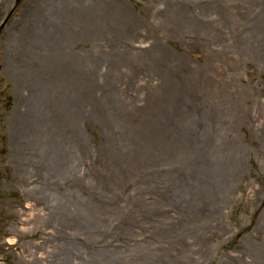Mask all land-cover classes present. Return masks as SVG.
<instances>
[{"label":"rangeland","instance_id":"obj_1","mask_svg":"<svg viewBox=\"0 0 264 264\" xmlns=\"http://www.w3.org/2000/svg\"><path fill=\"white\" fill-rule=\"evenodd\" d=\"M90 1L104 17L95 20L104 26L98 27L99 35L90 27L77 29L69 18L74 9L61 5L66 18L62 16V26L69 30L59 29L75 33L72 41L89 35L79 50L72 51L81 64L90 65L78 76L90 101L69 115L65 109L48 108L58 106L54 102L66 96V90L34 93L42 100L35 109L37 118L56 121L48 124V132L67 143L66 148L70 144L68 160L76 164L73 182L65 179L59 188L46 192L42 185L49 168L40 160L46 150L38 139L42 131L21 133L16 117L30 97L25 75L24 79L20 75L32 71L20 50L23 33L30 29L26 21L49 22L52 17L41 8L31 11L32 0H22L18 6L17 0H0V26L8 20L0 36V264H53L63 256L64 247H69V264H128L129 259L109 254L122 250L125 243L137 244L130 253L137 264L154 261L156 254L162 258L169 249L182 251L180 260L185 264H190L188 257L194 259L191 264H248L253 257L250 248L264 249V0ZM200 117L204 133L186 142L191 148L184 150L176 132L201 124ZM212 126L217 128L211 130ZM65 131L72 134L68 139ZM220 132L231 134L240 146L229 158L234 174L228 196L219 198L210 218L194 227V236L184 234L188 224H182L173 204L159 200L163 186L156 191L139 181L147 167L165 173L159 166L176 152L171 144L179 152L196 147L199 152L202 143L223 138ZM225 142L230 143L224 138L218 141ZM156 158L162 164L154 163ZM74 182L82 183L86 192L72 187ZM69 193L78 199L89 193L92 201L106 196L104 200L113 205L104 227L108 238L96 230L97 211L88 207L90 224L83 227L93 236L85 232L73 236L70 230L60 236L43 226L47 214L43 202L50 204L49 198L59 203ZM189 204L188 215L193 211ZM73 209L77 216L82 211ZM164 212L167 236L155 226L156 215ZM92 223L95 226L90 227ZM94 248L110 259L91 256Z\"/></svg>","mask_w":264,"mask_h":264},{"label":"bare ground","instance_id":"obj_2","mask_svg":"<svg viewBox=\"0 0 264 264\" xmlns=\"http://www.w3.org/2000/svg\"><path fill=\"white\" fill-rule=\"evenodd\" d=\"M32 2L35 4L31 11L35 9L38 11L40 8L43 12L44 10L45 12L49 11L51 13L50 16L52 19L49 22L46 19H40L37 21V18L34 21H26V23L29 24L30 29L29 32L26 31L23 33L25 37L21 39L20 50L22 58L31 62L32 71H21L20 75L23 74V79L25 75L24 81L28 91L30 92V97L28 100H26V108L24 110L20 109L21 111L17 115L16 120L21 125V133L23 132L32 134L34 131H42L40 132L41 135L38 137V139L43 142L42 147H44L46 150L42 156L43 158L40 160L44 161L47 168H49V177L46 178V183L45 185H42V189H45L47 192L53 188H59L61 181L65 179L70 178V180L72 179L71 182H73L74 177L71 171L75 172L76 164L73 162L72 158L68 160V158L71 157L70 152L68 151L70 150V144L68 148H66L67 143L65 145L63 140L58 142L59 137L57 136L56 140L54 135H52L50 131L48 132L47 128L50 126L48 124L52 123V125H54L56 121L51 119L48 122H44L40 118H37L35 109L38 105H42L40 104L42 100L36 96L38 94L34 93H41L42 90L44 93H46L47 90L57 87H60L62 90H66V96H63V98L59 101L57 100L58 102H54L59 107L48 105V108L50 111L57 108L65 109L69 115L73 110L79 111L78 107L80 106V103L87 104V102L90 101L88 96L84 94L81 85H79L80 80L78 78L79 73L82 69H85L88 63L87 61H84V64H81V62H83L82 59L78 60L76 56L78 54H74L72 51V49L77 48L79 50L80 47L85 44V40L89 37V35H85L84 37L81 36L79 39L76 38L72 41V37L75 33L70 35V32L68 33V31L59 32L60 28H66L69 30V28L66 26H62L63 22L61 18L62 16L65 18V12L62 13L61 6L64 8V10L74 9V13H69V18L71 15L73 21L75 20V27L77 29L80 27H90V29L94 30L97 35L100 34L98 27L103 28L104 26H98L95 24V20H102L104 17L102 16V11L100 8L97 7L94 2L91 3L90 1V3H88L87 0H32ZM98 5L100 6V2ZM100 7L102 8V5ZM57 9L60 10V15L57 13ZM55 13L58 14V18L56 19H54ZM41 14L43 13L41 12ZM100 15L102 17H99ZM95 26H97V28ZM31 28L34 31H32ZM64 44L67 45V48L64 47ZM87 55L84 57H87ZM23 79L21 80L23 81ZM198 109L199 114L202 113V109ZM200 122L201 124H196V126L191 128L189 131L178 130L176 132L181 146L184 144V150L191 148V145L185 144L186 142L204 133L206 126L202 122L201 117ZM215 128L217 127L212 126L211 130H215ZM195 132H197L196 135L194 134ZM65 133L67 139L72 135L69 131H65ZM222 136L224 139L230 141V143L225 142L226 144L221 145L218 143V141L223 140L222 137L220 139H216L215 143L213 138H211V141L208 140L207 142L202 143V149L199 152H196L197 147L186 153L183 152L184 150H180L179 152V148L171 144L173 146L172 152L173 149L176 152H174V154L171 153L169 158H165L164 161L162 160L165 163L164 165L159 163L160 161L157 158L155 161H153L154 163L162 164V166L159 167H165V173H160L158 167H155L154 169H148L147 167L145 170V177L141 178L139 181L140 185L147 187V189L153 188L156 191H161L159 190L158 186H163L160 187V189L164 191V196L159 200L161 203L167 201L173 204L171 207H173V209L176 211L174 212L181 217L182 224L184 222L188 224L185 225L183 229L184 234H193L194 236V233H196L194 231V227L199 228L205 220L210 218L212 212H214L216 208L219 207H216L219 198L222 199L223 197L225 198L228 196L229 185L232 183L231 176L234 174V172L231 171L232 166H228L229 158L234 157L238 153L240 146L235 143V138H232L231 134L228 136L222 134ZM72 140L73 139H71L69 142ZM75 140L77 142L79 141L78 139ZM215 144L217 148L215 147ZM48 160H50L49 163ZM147 162H152V160L148 159ZM57 174H64V177H52L56 176ZM149 174H152V176L149 177ZM120 185L124 184L121 183ZM72 187H76V189L80 188L83 193L86 192V188L82 185V183L74 182ZM122 187H125V185ZM95 193L97 194V192ZM170 193L177 197V201L172 200V195H170ZM98 196L99 200L96 199L92 201L89 197V193L87 198L82 194L79 199L74 196V194L69 193L67 198H63L59 203H56V201L53 203V201L51 202V200L48 198L50 204L48 202H43L42 204L43 207H45L43 209L44 212L47 213L43 214V221H45L43 226H49L54 231L55 235L62 236L64 234V230H70L72 231L73 236H75L78 232H85L86 236L90 237L92 232L86 231L83 227L90 224V221H88L86 215L87 212L85 210L86 207H88L97 211L96 215L98 216L93 220V223L96 226H99V228L96 230H100L101 236H103V233H105L107 237L104 227L108 222V219L111 220L110 217H112L113 214H111L110 209L113 207V205L108 200L107 202L104 200L106 196ZM199 197L200 200L197 202L196 200H198ZM180 198L181 201H179ZM201 200L202 202H200ZM95 202L99 203L100 205H96ZM187 203H190L189 205L193 207V211L190 214L191 217L188 215L189 210L191 209L186 207L188 205ZM63 205H65V208ZM73 207L77 209L82 207V211L78 216L77 211L74 210ZM164 213L162 215L156 213L155 226H160L161 233L164 236H167L169 234H167L166 227H163V225L166 224L168 214ZM153 214H155V211ZM93 223L90 225V227L95 226ZM152 226L153 225L148 224L147 228L152 229ZM69 238L72 237H66V240ZM155 242L158 241L156 240ZM201 243H203L204 248H206V244L204 242ZM136 245L137 244L131 245L130 243H125L124 246L126 248L123 246L122 250H114L109 254H117L116 256L120 257V260L121 258H125L126 260L129 259L128 264H137L136 258H133V256L130 254ZM67 246H69V243H67ZM99 247L100 246L97 247L98 250ZM61 249V254H63V256L61 258L55 259L53 264H59L61 260L64 264H69L71 255L68 252L69 247H64ZM97 249L94 248V252L91 256H95L97 259H110V256L106 255V253H103L104 251L101 252ZM173 252L174 251L169 249L166 252V255L162 258H159L162 256L161 254H156L152 256L154 261H151L147 264H185L180 260L182 251ZM248 253L253 256L248 259V264H264L263 248H250ZM89 258L90 257H88V259ZM183 258L185 259L186 256L184 255ZM187 260L190 264L194 262V259L190 257H188ZM116 262L119 261L117 260ZM84 264H87V262Z\"/></svg>","mask_w":264,"mask_h":264},{"label":"water","instance_id":"obj_3","mask_svg":"<svg viewBox=\"0 0 264 264\" xmlns=\"http://www.w3.org/2000/svg\"><path fill=\"white\" fill-rule=\"evenodd\" d=\"M2 29H3V27L0 28V33H1Z\"/></svg>","mask_w":264,"mask_h":264}]
</instances>
